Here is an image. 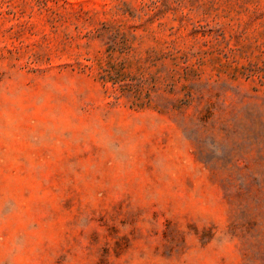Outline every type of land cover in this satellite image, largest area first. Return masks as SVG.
<instances>
[{
    "label": "rangeland",
    "instance_id": "1",
    "mask_svg": "<svg viewBox=\"0 0 264 264\" xmlns=\"http://www.w3.org/2000/svg\"><path fill=\"white\" fill-rule=\"evenodd\" d=\"M0 264H264V0H0Z\"/></svg>",
    "mask_w": 264,
    "mask_h": 264
}]
</instances>
